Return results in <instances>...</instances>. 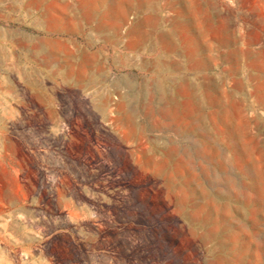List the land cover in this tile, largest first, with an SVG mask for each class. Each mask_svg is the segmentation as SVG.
Returning a JSON list of instances; mask_svg holds the SVG:
<instances>
[{
  "label": "rangeland",
  "instance_id": "rangeland-1",
  "mask_svg": "<svg viewBox=\"0 0 264 264\" xmlns=\"http://www.w3.org/2000/svg\"><path fill=\"white\" fill-rule=\"evenodd\" d=\"M146 15L151 52L130 50ZM224 20L264 63V0H0V264H264V67L249 83L259 70L230 74L222 46L199 68L183 54L204 56ZM206 87L261 130L237 143L211 123L202 143L184 112Z\"/></svg>",
  "mask_w": 264,
  "mask_h": 264
},
{
  "label": "bare ground",
  "instance_id": "bare-ground-1",
  "mask_svg": "<svg viewBox=\"0 0 264 264\" xmlns=\"http://www.w3.org/2000/svg\"><path fill=\"white\" fill-rule=\"evenodd\" d=\"M114 2L119 4L120 0H114ZM216 31L218 32V41L216 44H210L206 47L205 60L208 58L210 59L212 57L211 52L215 48V46L217 48L222 46L223 48H225L224 52L227 53L228 61L231 62V67H229L230 74H232L235 70L240 72L241 68H245L246 70L255 69L256 71L257 70L260 71V72L258 71V73L256 74L250 73L246 75L247 82L251 83L254 79L260 77L261 75L260 73L264 71L261 72L260 70L261 68L259 66L262 64V66L264 67V63H259L260 61L258 60V57L260 56L259 51H256L252 47H250V43L244 39V29L238 28V27L237 28L230 27L227 21L224 20L222 24L217 27ZM109 32L110 31H107L106 33L105 31L104 34H108ZM65 54L68 55L67 52ZM205 60H201V63L205 62ZM259 91L260 90L256 88L252 92H250V94L256 96V101L258 105L259 104L264 105V94H260ZM203 94L204 96L206 95L205 93ZM229 98H230V95H228L227 93H223L221 94V96L220 95L215 96V99H213L211 103L209 102V104L216 105V107H220L222 109L219 108V109H216V111H208V113H203L201 116V119L204 123H207V122L213 123L214 124V131H213L214 134L221 135L222 139L224 137L227 140L231 136L230 130L231 128H233L235 131L234 136L232 135L233 140L234 142L239 143L240 141H242L246 133V130L248 132V130L256 129V133H257L259 132V130H261V126L259 125L257 117L255 116H251L249 118L243 115V121H240V122L234 121L232 118L230 108L226 106L229 102ZM163 118H164V115L162 117L155 118L153 122L155 124L162 123ZM232 122H234L233 126H232ZM252 138L256 140L257 142V136H252ZM234 152H237V148L235 149ZM243 161L240 157H238V160H236L237 164H240V165H244ZM251 168L257 169L256 163H252V165L248 167V169H251ZM259 171L263 173L262 168H259ZM262 187H264V184L258 183L257 185L258 190L260 189L261 191Z\"/></svg>",
  "mask_w": 264,
  "mask_h": 264
},
{
  "label": "crops",
  "instance_id": "crops-1",
  "mask_svg": "<svg viewBox=\"0 0 264 264\" xmlns=\"http://www.w3.org/2000/svg\"><path fill=\"white\" fill-rule=\"evenodd\" d=\"M113 3H114V0H113ZM129 7L130 8L132 7L130 5V3H129ZM146 7H148V6H146ZM121 10L122 9L120 8V11ZM117 17H120V16L117 14L116 18ZM116 22L115 21H111L108 24L107 23L106 24H102V25L98 26L97 29H98L99 32H102V31L105 32L106 31V33H107V31H110L109 33H111V34H114V32H115L116 33L115 36H118L119 34L117 33V30L114 29V28H116V25H117ZM153 26H154L153 18L151 16H149V15L143 16L142 19L140 21H138L134 25V27L129 31V33H128L129 34V39H128V43L126 45L127 48H129L130 50H133V51L139 49V50H146L147 52H151L150 51L151 50L150 49L151 48V45H150V29ZM107 35L108 34H105V39H109ZM164 35L161 34V36H164ZM202 38L205 41L204 36H202ZM217 41H218V35H217ZM210 44H214V43H212L211 41L207 42L205 47H207ZM37 47H38V49L41 52H43V55H42L43 57L55 60V58H52L53 57L52 53L44 52V47L42 45H38ZM176 48H177V43L175 41H174V45L170 44V45L165 46V44H163V50L166 49L167 51L173 52ZM205 53H206V51H205ZM205 53H204V56H198L197 49L194 48V49L186 50L183 54L190 61L189 64H188V67H190V69H193V68H199V67L204 66V62L201 63V60H205V58H206ZM120 58L123 61H125V63H128V64L135 63V56L133 54H129L128 53V54L125 55V57H120ZM56 61H58V59ZM149 63L155 69H160L161 67L167 68L168 65L170 64L169 60H164V59H161V58H154ZM67 64H68V62H67ZM203 93H205L206 95L204 96ZM197 98H198V102L196 103V105L193 106L192 103H188V106H187L188 108L184 112V120H186V122H187L186 124L187 125L190 124L191 122H193L195 119H197V121H198V122H196L197 126L199 125V123L200 124H202V123L204 124V122L201 119V116H202V114L204 112H202L201 109L206 103H208L209 107H212V109H210L209 111H216L215 108H217V109L220 108V107H216V105L209 104V102L211 103V101L213 99H215V97L212 94V92L209 90L208 87L204 88L200 92V95L197 96ZM143 108L147 112H150L149 114H151V115L150 116L147 115V116H149L151 118L150 122L152 124L156 125V126L162 125L165 122V120L167 119V115H166L167 111L165 109H163V108H160V109H158V115H156L155 111L150 108V101L148 99H145L143 101ZM133 109L134 108H132L129 111L133 112L134 111ZM220 109H222V108H220ZM206 113H208V112H206ZM163 115H164V118H163V122L162 123L155 124L153 122V120L155 118L162 117ZM206 124L207 125L208 124L211 125V123H208V122ZM209 125H208L207 129H205V130H204V127L201 126V133L206 138V140L202 141V143H204L206 141L208 143V142H210L211 138L215 137L210 132L209 129H210V127L212 128V126H209ZM138 133L141 134L140 129L138 130ZM204 133H205V135H204Z\"/></svg>",
  "mask_w": 264,
  "mask_h": 264
}]
</instances>
